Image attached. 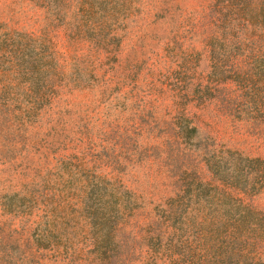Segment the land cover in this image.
I'll return each instance as SVG.
<instances>
[{
  "label": "rangeland",
  "instance_id": "1",
  "mask_svg": "<svg viewBox=\"0 0 264 264\" xmlns=\"http://www.w3.org/2000/svg\"><path fill=\"white\" fill-rule=\"evenodd\" d=\"M0 264H264V0H0Z\"/></svg>",
  "mask_w": 264,
  "mask_h": 264
}]
</instances>
